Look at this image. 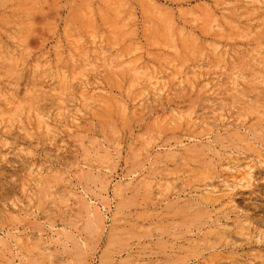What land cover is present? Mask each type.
Instances as JSON below:
<instances>
[{
  "label": "rangeland",
  "instance_id": "1",
  "mask_svg": "<svg viewBox=\"0 0 264 264\" xmlns=\"http://www.w3.org/2000/svg\"><path fill=\"white\" fill-rule=\"evenodd\" d=\"M0 264H264V0H0Z\"/></svg>",
  "mask_w": 264,
  "mask_h": 264
},
{
  "label": "bare ground",
  "instance_id": "2",
  "mask_svg": "<svg viewBox=\"0 0 264 264\" xmlns=\"http://www.w3.org/2000/svg\"><path fill=\"white\" fill-rule=\"evenodd\" d=\"M226 189V188H225Z\"/></svg>",
  "mask_w": 264,
  "mask_h": 264
}]
</instances>
